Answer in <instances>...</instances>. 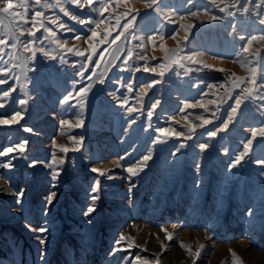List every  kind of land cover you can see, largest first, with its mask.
I'll return each instance as SVG.
<instances>
[{"label":"rangeland","instance_id":"rangeland-1","mask_svg":"<svg viewBox=\"0 0 264 264\" xmlns=\"http://www.w3.org/2000/svg\"><path fill=\"white\" fill-rule=\"evenodd\" d=\"M46 2L51 0H42V4ZM82 2L84 8L62 0V6L76 15L77 20L65 16L58 7L31 5L44 12V17L38 19L55 33H45L44 28L36 32L37 37L42 33L49 37L41 45L49 56L37 50L35 61L29 65L33 70L25 69L30 80L27 88L24 87L25 76L19 68L13 72L20 75V81L10 76L5 84L0 85V90L17 89L10 91L9 97L0 98V103L4 104L0 108V118H10L16 111L23 114L18 124L0 126V152L8 147L15 149L8 155H0V161L4 162L15 157L12 160L15 167L0 168V264H42L38 235L48 236L43 264H133L136 256L141 259L135 264H264V176L261 175L264 164L258 162L264 151L256 148L254 141L252 155L245 157L242 168L233 170L236 175L225 172L230 159L242 151L251 126H260L264 119V109L257 111L264 102L246 100L247 107L242 105L246 119L230 125V131L218 133L216 138L205 134L207 129L220 124L229 115L230 106H234L235 99L248 86L250 67H256L257 83L264 79V42H253L252 49H259V56L251 64L249 54L242 52L250 36L264 35V25L258 24L259 17L255 15L259 0H253L251 4L239 0L241 5L250 9L251 18L242 16L236 7L229 8L236 12L234 17L219 11L220 7L231 5L233 0H216V4L211 0H163L160 5L163 13L146 7L147 0H120L119 3L113 0L103 17L91 11L86 0ZM4 3L6 5L7 0ZM93 6H98L96 0ZM14 10L22 11L15 5ZM205 10L223 18L208 20ZM259 11L264 12V5ZM193 12L200 15L193 17ZM164 13L171 15L166 18ZM2 15L12 19L8 14ZM28 15L32 16V12ZM116 19L121 25L132 20L130 32L138 39L130 40L124 47H133L134 52L146 57L144 60L134 58L135 66H140L141 71H120V60H117L115 66L106 72L104 83L94 84L83 128L60 125L61 119L75 123L71 113L79 111L75 100L70 101L73 108L65 111L67 105L60 102L64 95L74 96L77 89L92 82L78 75L84 58L67 52L61 45L67 41L68 47L92 55L88 45L93 44L97 48L93 61L100 66L86 62L85 77L91 72L104 73L110 54L129 35L125 32L115 44L110 43L122 30L116 25ZM53 20L56 22L52 23ZM80 20L85 23L81 24ZM93 20H103V23L96 28L91 23ZM61 24L75 29V33L65 31ZM180 24L194 25L187 41L183 40L185 29L179 28ZM91 30L97 32L95 38H91ZM174 30L179 32L176 40L170 38ZM75 34H79L81 40H75ZM153 35L157 36L155 43L149 39ZM160 35L165 37L163 41L159 39ZM241 36L245 39L241 40ZM177 41L184 50L173 56L168 50L176 49ZM139 43L144 47L135 48ZM191 52L204 54L197 57L201 63L193 64L186 59L173 62ZM18 54L22 58L30 55L23 51ZM97 56L104 59L97 61ZM61 58L66 63H62ZM145 64L149 68L164 66V76L143 72ZM205 64L209 67H204ZM189 67L199 70L186 74ZM117 78H121L120 83ZM237 78H243L244 82ZM92 80L95 81L96 77L93 76ZM151 80L159 83L142 101L138 100V85ZM233 81L240 87L232 89L231 99L222 100L226 89L220 84L226 83L230 87ZM124 82L136 86L133 93H127L121 87ZM210 84H216L217 88H208ZM26 93H35V98L27 105H18V99L29 98ZM109 93L128 96L129 106L139 109L142 103L145 111L158 99L160 104L154 111L151 127L139 111L125 113ZM210 100L216 103H209ZM200 103L204 107H186ZM132 117L138 118L135 124L130 122ZM203 119L212 120V124L193 128V125L202 124ZM21 126L33 131L25 132ZM161 128L170 131L161 133L158 131ZM177 132L183 135L176 136ZM80 135L84 136L81 150L67 154L60 187L53 188L47 167L51 155H63L57 145L76 147L69 137L79 138ZM157 136L167 142L156 143ZM189 136L192 138L188 139ZM24 140L28 143L21 154L17 145ZM209 140L208 150L201 152L195 147ZM179 145L185 147L176 156H171ZM149 151L153 159L139 177L132 178L137 187L129 193V174L125 169L134 166ZM32 161L39 163L29 167ZM92 167L110 170L107 174L114 179L98 177L101 199L96 202L97 212L91 216L89 224L82 211L89 203L87 189L97 178V174L90 171ZM198 174L203 179L199 193L194 188ZM16 191L25 193L22 210L15 204ZM52 191L58 193L57 199L45 217L42 215L45 199ZM249 209L253 210L251 219L245 215ZM45 221L50 229L47 234L30 231L26 226L31 224L33 228H40ZM165 229L172 234L171 240L167 239ZM118 234L131 239L122 242L121 246L126 250L110 256ZM196 252L200 253L198 257Z\"/></svg>","mask_w":264,"mask_h":264},{"label":"snow or ice","instance_id":"snow-or-ice-1","mask_svg":"<svg viewBox=\"0 0 264 264\" xmlns=\"http://www.w3.org/2000/svg\"><path fill=\"white\" fill-rule=\"evenodd\" d=\"M70 3L77 5L79 8H84L85 3L82 2V0H69ZM113 0H96V4L98 6H93L94 0H86V4L90 6V10L93 12H97L100 16L103 17L104 13L108 11L109 6L112 4ZM117 3L120 2V0H116ZM126 2V0H125ZM213 4H216V0H211ZM163 3V0H147L146 7L153 8V11L162 12L163 8L160 7V5ZM245 4H251L253 3V0H244ZM39 5L41 8L47 7V8H54L58 7L59 11L62 12L65 16H70L72 20H77L78 17L76 15H72L65 7L62 6V0H51V2H46L42 4V0H7V3L5 5L4 0H0V85L5 84L8 80V78L11 76L15 81H20V75H15L13 70L19 68L21 70V74L25 76V83L24 87L27 88L28 84L30 83V80L27 78V71H32L33 69L29 67V65L35 61L36 58V52L39 50L41 53H43L44 56H49V52L45 51L44 48L41 46L43 45L45 40H48L49 37L47 35H44V33L41 34V37L36 36V32L40 31V28H44L45 33H51L52 35H55V33L52 32V29L50 27H45V24L43 21L39 20L38 18L44 17V12L41 10H35L31 7V5ZM14 5L17 8H21L22 11H16L14 10ZM155 5V7H153ZM261 5H264V0H259V3L255 5V15L259 17L258 24L264 25V12L259 11ZM230 7H236L238 11H241L242 16L245 18H251L250 9L248 7H244L240 4L239 0H233L231 5H225V7H220L219 11L224 13L226 12L229 17L236 16V12L230 11ZM12 10V11H10ZM32 12V16H29L28 13ZM2 14H8L9 17L12 19H8ZM138 14V12H137ZM124 15H127V12L124 13ZM165 17H170V13H164ZM193 17H198L200 13L193 12L191 13ZM205 15L208 20L216 21L219 19H222L223 17H219L216 15H210L208 14L207 10H205ZM111 18V17H109ZM135 19V16L132 17V20ZM181 20L184 19L183 16L180 17ZM132 20H129L128 22L124 23L123 25L120 24V20L116 19V25L120 27L122 30L117 33V35L111 40L110 43L115 44L116 40H119L121 36H124L125 32H128L129 35L124 37V41L117 45L116 48L113 50V52L110 54V59L106 61L105 72L97 74L96 72H91L87 77H85L84 69H85V63L86 62H92L96 67H99L100 65L93 61V55L97 54V48L89 43L88 47L91 49L92 55H86L85 51L79 50L75 47H68L67 41H64V43L61 45L62 48H64L67 52L74 53L77 57H83V61L80 62V71H78V75L81 77V79H87L89 81H92L91 83H88L86 86H83L79 89H77L76 94L73 96L71 94H65L62 100L60 101L63 104L67 105L68 109L73 108V104L70 103V101L75 100L76 104L79 105V111L78 112H72L71 115L75 118V123L72 122V120L69 119H61L59 121L60 125H67L68 127L72 128H83L85 123V113L88 107L89 103V97L92 93V89L94 87V84L96 82H99L101 84L104 83V76L106 72L113 66H115V62L117 60H120V71H130V72H140L141 67L135 66V59L144 60L146 57L142 55L139 52H134L133 47H127L125 48L124 45L127 44L130 40L138 39L137 37L133 36L130 32V25L132 24ZM56 21L53 20L52 23H55ZM169 22L172 21L169 19ZM80 23H85L84 20H80ZM92 24L95 25L96 28L100 27V23H103V20L101 21H91ZM37 24L40 25V27H37ZM60 27L68 32H74L75 29L73 28H67L65 25L61 24ZM179 28L185 29V36L183 37L184 41H187L189 30H191L194 25L192 24H180L178 26ZM32 29H35L34 31ZM264 31V29H262ZM111 35V32L108 33ZM30 37L29 39H24V37ZM97 36V32L95 30H91V38H95ZM179 36V32L174 30V34L170 36L171 39L176 40ZM75 40H81V36L79 34H75L73 36ZM84 39H89V37H84ZM153 43H155L157 36L153 35L149 37ZM159 39L163 41L165 37L163 35L159 36ZM241 40H244L245 38L243 36L240 37ZM254 41H261L264 42V35L256 36L252 35L246 40V46L242 48L243 53L249 54V63L251 64L253 59H256L259 56V49H256L253 51L252 45ZM59 43V41L57 42ZM35 46V47H34ZM162 46V45H161ZM135 48H143V43L136 44L134 46ZM184 49L180 47V42L177 41V48L168 50L172 53L173 56H176L179 52H182ZM23 51L24 53H29L30 55L21 57L18 53ZM204 55L203 53L199 52H191L190 54L186 56L179 57V59L173 61L175 63H179L180 60H188L193 64L201 63L197 59V57H200ZM135 58V59H134ZM104 59L103 56H97V61ZM129 61H133V63H129ZM62 63H66V61L61 58ZM180 67H184V64H180ZM204 67H209V65H204ZM27 69V71H25ZM143 72L145 73H156L159 76L163 77L165 74L166 69L164 66H157L149 68L146 64L142 68ZM199 69H193L191 67L186 69V74L190 73L192 71H196ZM220 71H223V69H220ZM249 71L251 73V77L247 80V85L245 86L242 91L241 95H239L235 99L234 106H230V113L226 117L225 120H222L220 124L214 125L211 129L206 130V135L209 138H216L218 133L228 132L230 131V125H235L241 120L246 119V114L244 112V108L247 107L244 102L250 101L254 102L255 100H260L264 102V79H262L259 83H257L256 79V67H250ZM95 76L96 80L93 81L92 77ZM237 80H240L241 82H244L243 78H237ZM121 78H117V83H120ZM159 83L158 80H151L150 82H145L142 85H138V95L137 99L142 101V98L147 96L149 91L157 84ZM121 87H123L127 93H133L134 92V86L133 84L124 82L121 84ZM210 89L217 88L216 84H210L207 85ZM221 88L226 89V96L222 97V100L231 99V91L233 88L240 87L239 83H236V81H233V84L228 87L226 83L220 84ZM16 88H11V92H15ZM10 91L8 89L0 90V98L2 97H9ZM26 95L29 96L28 99H18L16 103L18 105H27L29 103L30 99L35 98V93H26ZM111 98L115 100L117 103L121 105V107L124 108L125 113H133L139 111L141 116H144L147 120L149 127H151V121L153 118V114L157 106L160 104V101L157 99L153 103L149 105V109L147 111L144 110L143 104L141 103V107L137 109L134 106H129V97L128 96H117L115 93H109ZM209 103L215 104V100H210ZM242 105H244V108H242ZM197 106L204 107L203 103L197 104H188L186 107L188 108H195ZM4 107V104L0 103V108ZM261 109H264V103L258 106L257 111H260ZM26 110V109H25ZM219 108H217V111ZM23 119L22 111H16L10 118H0V126H10L13 124H18L20 120ZM137 117H132L131 123L135 124L137 122ZM197 119H202L201 117H197ZM212 124V120L210 119H203V123L200 125H193V128L195 127H203L204 125ZM23 131L25 132H32L33 129L26 126H21ZM161 133L169 132V129L161 128L158 130ZM176 136H181L183 133H175ZM192 137L189 136L188 139H191ZM69 139L77 145L76 147L69 148L67 146H60L57 145L59 148V152L63 155L60 157H57L55 153L51 155L50 162L47 164V167L50 169L48 173L49 180L51 182V186L53 188H59L61 183V177L64 173L63 165L67 162L66 156L69 152H79L81 150V146L83 145L84 136L80 135L79 138L77 136H70ZM255 147L259 148L261 151H264V119L261 120L260 126H251V132L250 136L246 139V142L242 146V151L232 157L230 159L228 167L225 169V172L230 174V176H235L236 172H233L234 169L237 171L243 167L242 162L245 161V157H248L250 153ZM155 142L159 144H164L167 141L165 139H161L160 136L155 137ZM27 140L22 141L19 145H17L19 152L21 154L25 151V145L27 144ZM185 147L184 145H179L176 147L175 151L171 152V156H176L177 153L180 152L181 148ZM195 147H198L201 152H204L209 149L210 147V140L199 143ZM15 149L13 147H8L5 151L0 152V155H8L9 153H12ZM15 159V157H10L8 161H0V168H12L15 167V165L12 163V160ZM153 159L152 152H146L142 155V158H140L138 161L135 162L134 166H128L126 167V172L129 174L128 181H129V188L128 192L131 193L133 189L137 187V184L133 181V177H139L141 173L145 171L146 168L149 167V161ZM259 163L264 164V156H261ZM39 163L38 161H32L29 164V167H35L36 164ZM122 165H117V167H121ZM197 168H200L199 164H196ZM90 171L97 174V178L93 181V184L87 189V198L89 203L84 207L82 211V215L87 218L86 222L91 224V216L97 212L98 204L96 202L100 201V180L98 177H105L108 180L114 179L112 175H108L107 172L110 170H103L99 168L92 167L90 168ZM261 175L264 176V169L261 171ZM203 186V179L202 175L198 174L197 181L194 184V188L196 189V192L199 193L201 188ZM14 195L16 197L15 204L20 206V209L23 208V198L25 196L24 191H16L14 192ZM58 193L56 191H52L48 194V196L45 199L44 208L42 211V215L47 217L51 207L53 206L55 200L57 199ZM246 218L251 219L253 215V210L249 209L246 212ZM26 226L29 228L30 231L39 232L47 234L50 229L47 226V221H45V225L40 228H33L31 224H26ZM167 233V239L171 240L172 234L168 233L167 230H164ZM37 240L39 241V244L41 245V254H40V260L43 264V261L46 256V245L48 243V236L47 235H38ZM131 237H126L124 234H118L117 238L114 241V247L112 251L109 253L110 256L115 255L116 252L124 251L126 250L124 247H122V242H125L127 240H130ZM130 246V245H129ZM188 251L191 253V249L188 248ZM195 255L198 257L200 255L199 252H196ZM127 259V258H126ZM141 257L136 256L134 258L133 264H135V261H139Z\"/></svg>","mask_w":264,"mask_h":264},{"label":"bare ground","instance_id":"bare-ground-1","mask_svg":"<svg viewBox=\"0 0 264 264\" xmlns=\"http://www.w3.org/2000/svg\"><path fill=\"white\" fill-rule=\"evenodd\" d=\"M213 144H211V146H212ZM217 145V144H216ZM219 146V145H218ZM216 147V146H215ZM212 149V148H211ZM213 149H214V146H213ZM218 149V148H217ZM216 153V152H215ZM250 155H252V152L250 153ZM256 155V154H255ZM252 157H254V156H252ZM254 165V164H253ZM250 169V168H249Z\"/></svg>","mask_w":264,"mask_h":264}]
</instances>
